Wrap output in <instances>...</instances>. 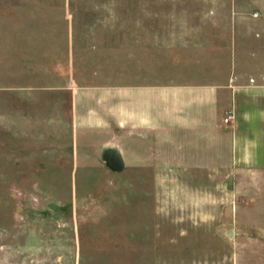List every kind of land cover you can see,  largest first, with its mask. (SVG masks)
Instances as JSON below:
<instances>
[{
  "label": "rangeland",
  "instance_id": "1",
  "mask_svg": "<svg viewBox=\"0 0 264 264\" xmlns=\"http://www.w3.org/2000/svg\"><path fill=\"white\" fill-rule=\"evenodd\" d=\"M70 66L76 114L37 88ZM145 80L229 92L243 146L112 169L116 89ZM0 264H264V0H0Z\"/></svg>",
  "mask_w": 264,
  "mask_h": 264
},
{
  "label": "crops",
  "instance_id": "2",
  "mask_svg": "<svg viewBox=\"0 0 264 264\" xmlns=\"http://www.w3.org/2000/svg\"><path fill=\"white\" fill-rule=\"evenodd\" d=\"M66 73V76L63 75V77H67L64 84L52 83L37 88H51L52 92L70 93L71 109L76 114L78 86L74 87L69 84L71 81L74 82L71 76V66ZM59 74L51 75L55 80L62 77ZM217 85L229 86L230 83ZM211 86L199 84L187 87L186 84L181 83H157L156 81L145 80L132 85L124 84L121 88L118 87L116 89L115 107L117 149L123 158L124 164V151H128L127 154L132 155L139 147H144L143 158H156L158 150H168L172 156L187 159L193 155L192 151H198L199 149L205 152L203 156L206 155V152L215 155L217 151L220 153L221 144L226 143L222 139V133L229 125L233 127L231 132L233 141L236 142V149L241 148L245 137V134L243 135V132H241L242 130L237 131L239 126L241 129L243 128L241 118L240 121H234L235 115L239 116L237 111L233 106L223 107L228 104L231 95L229 92L222 94L227 103L222 105L224 102L219 103V98L211 90ZM224 89H226V86ZM51 103L54 106L56 101L52 98ZM229 108L234 110V117L230 123L225 124L220 120V116L222 115L223 118ZM220 112L222 113L218 116ZM216 116L217 120L215 119ZM55 118L54 123L57 125L61 118L60 116ZM92 121V115L85 116L84 123L78 121L76 116L72 117L71 123L76 142L78 127L83 125L82 130L87 131ZM129 134H132V136H129ZM184 134L198 136L194 140H192L193 137H190L188 140L182 141L184 138L181 135L185 136ZM201 136L205 140L202 146L199 145ZM128 143H130V147H128ZM194 155H196V152Z\"/></svg>",
  "mask_w": 264,
  "mask_h": 264
},
{
  "label": "water",
  "instance_id": "3",
  "mask_svg": "<svg viewBox=\"0 0 264 264\" xmlns=\"http://www.w3.org/2000/svg\"><path fill=\"white\" fill-rule=\"evenodd\" d=\"M107 163L114 169L120 171L124 165L123 158L117 148H108L107 149Z\"/></svg>",
  "mask_w": 264,
  "mask_h": 264
},
{
  "label": "built area",
  "instance_id": "4",
  "mask_svg": "<svg viewBox=\"0 0 264 264\" xmlns=\"http://www.w3.org/2000/svg\"><path fill=\"white\" fill-rule=\"evenodd\" d=\"M234 117V110L229 108L225 112V116L223 117V122L228 123Z\"/></svg>",
  "mask_w": 264,
  "mask_h": 264
}]
</instances>
